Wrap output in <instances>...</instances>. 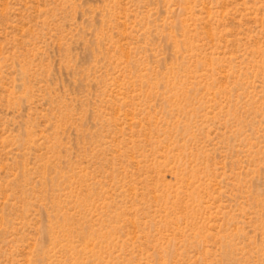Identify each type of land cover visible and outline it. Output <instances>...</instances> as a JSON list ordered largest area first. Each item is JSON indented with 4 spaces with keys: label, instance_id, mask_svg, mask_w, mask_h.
Here are the masks:
<instances>
[{
    "label": "rangeland",
    "instance_id": "obj_1",
    "mask_svg": "<svg viewBox=\"0 0 264 264\" xmlns=\"http://www.w3.org/2000/svg\"><path fill=\"white\" fill-rule=\"evenodd\" d=\"M0 264H264V0H0Z\"/></svg>",
    "mask_w": 264,
    "mask_h": 264
}]
</instances>
